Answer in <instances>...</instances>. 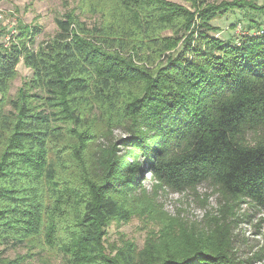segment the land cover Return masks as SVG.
Instances as JSON below:
<instances>
[{
    "label": "trees",
    "instance_id": "trees-1",
    "mask_svg": "<svg viewBox=\"0 0 264 264\" xmlns=\"http://www.w3.org/2000/svg\"><path fill=\"white\" fill-rule=\"evenodd\" d=\"M76 1L95 23L67 13L39 49V27L0 32V264L26 245L69 264H253L229 204L264 210V5ZM234 11L247 32L216 37ZM21 64L32 77L12 97ZM146 173L177 193L211 185L221 217L107 248L114 222L150 212Z\"/></svg>",
    "mask_w": 264,
    "mask_h": 264
},
{
    "label": "rangeland",
    "instance_id": "rangeland-1",
    "mask_svg": "<svg viewBox=\"0 0 264 264\" xmlns=\"http://www.w3.org/2000/svg\"><path fill=\"white\" fill-rule=\"evenodd\" d=\"M173 3L192 10L186 0H169ZM211 4L234 2L235 0H206ZM240 1V0H238ZM257 6L264 5V0H244ZM76 12L83 22L88 25L95 23L93 17L82 14L78 9L76 0H0V32L3 43L8 37L9 31L18 29L20 25L32 28L39 27L42 32L36 36L34 49L44 46L56 36L58 27L57 19H64L67 13ZM244 12L234 11L213 22L220 32L216 34L223 40H235L247 32L248 20ZM264 21V17H260ZM18 33V32H17ZM18 77L14 80L11 96L15 97L23 83L32 77V71L21 64L18 68ZM127 136L122 132L114 134V141H121ZM255 137L251 138L254 143ZM102 144L108 142L103 140ZM124 148L123 144L119 146ZM124 150H122V153ZM147 180L144 183V196L146 207L150 212L135 215L127 223L114 222L108 229L107 248H121L125 243H133L138 250L144 248L150 234L158 232L165 225L173 221L206 228L221 217L225 201L211 185H201L193 190L177 193L172 188L154 180L151 175L144 174ZM238 217L236 242L238 257L249 260L253 264H264V210L253 208L250 204L230 203ZM11 248V247H10ZM7 249L6 256L10 260H19L21 264H69L62 253L41 247L33 248L23 246L20 248ZM110 250V249H109Z\"/></svg>",
    "mask_w": 264,
    "mask_h": 264
},
{
    "label": "built area",
    "instance_id": "built-area-1",
    "mask_svg": "<svg viewBox=\"0 0 264 264\" xmlns=\"http://www.w3.org/2000/svg\"><path fill=\"white\" fill-rule=\"evenodd\" d=\"M17 34L16 29L10 32V35L8 36L7 40H10L12 36H15Z\"/></svg>",
    "mask_w": 264,
    "mask_h": 264
}]
</instances>
